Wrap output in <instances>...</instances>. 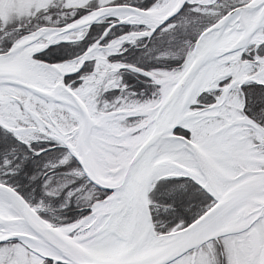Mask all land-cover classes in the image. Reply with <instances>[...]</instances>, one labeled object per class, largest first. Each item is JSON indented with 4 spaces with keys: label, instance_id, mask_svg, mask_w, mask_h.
I'll return each instance as SVG.
<instances>
[{
    "label": "snow or ice",
    "instance_id": "obj_1",
    "mask_svg": "<svg viewBox=\"0 0 264 264\" xmlns=\"http://www.w3.org/2000/svg\"><path fill=\"white\" fill-rule=\"evenodd\" d=\"M0 264H264V0H0Z\"/></svg>",
    "mask_w": 264,
    "mask_h": 264
}]
</instances>
